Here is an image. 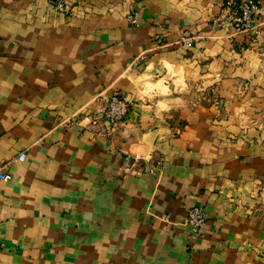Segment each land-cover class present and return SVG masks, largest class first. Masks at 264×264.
I'll return each mask as SVG.
<instances>
[{
    "label": "crops",
    "instance_id": "crops-1",
    "mask_svg": "<svg viewBox=\"0 0 264 264\" xmlns=\"http://www.w3.org/2000/svg\"><path fill=\"white\" fill-rule=\"evenodd\" d=\"M221 4L0 0V264H264V0L255 34Z\"/></svg>",
    "mask_w": 264,
    "mask_h": 264
},
{
    "label": "built area",
    "instance_id": "built-area-1",
    "mask_svg": "<svg viewBox=\"0 0 264 264\" xmlns=\"http://www.w3.org/2000/svg\"><path fill=\"white\" fill-rule=\"evenodd\" d=\"M48 1H51L59 10L65 8V0ZM258 9L259 0H222L219 10L220 13L216 17H213V21L216 25L221 24L222 21L223 23H227L230 26L229 36L241 33L255 34L259 32V23L254 21L257 17ZM126 19L131 25H138L140 21L138 12L132 9L126 14ZM162 36V34L155 36V48L165 45ZM201 38L199 34L181 35L178 37L177 43L191 47ZM101 98L103 99L102 103L99 104L94 112L88 113L87 115L91 124H96L100 118H104L114 126L127 117L131 104L127 95L111 93ZM24 158V154L19 153L9 161L0 163V179L8 180L10 178L9 163L16 160L22 161ZM206 216L205 209L200 204H192L185 208L184 222L189 226L191 235L200 236L202 234L206 223Z\"/></svg>",
    "mask_w": 264,
    "mask_h": 264
}]
</instances>
